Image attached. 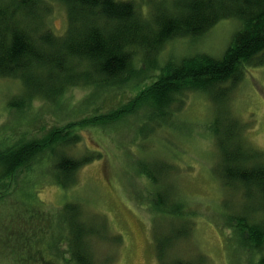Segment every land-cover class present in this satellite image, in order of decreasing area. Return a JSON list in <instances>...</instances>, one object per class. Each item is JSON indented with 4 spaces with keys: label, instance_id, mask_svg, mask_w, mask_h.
Returning <instances> with one entry per match:
<instances>
[{
    "label": "trees",
    "instance_id": "1",
    "mask_svg": "<svg viewBox=\"0 0 264 264\" xmlns=\"http://www.w3.org/2000/svg\"><path fill=\"white\" fill-rule=\"evenodd\" d=\"M49 1L0 0V78L18 79L23 87L8 102L11 108L29 107L36 99L66 106L68 92L77 87L90 88L91 95L98 96L122 90L124 84L138 85L156 71L137 101L132 99L129 108L104 117L122 121L145 110L143 124L161 126L180 109L186 93H207L216 104H223L247 68L264 65V0H57L67 10L63 34H55L46 24ZM228 19L238 21L236 32L220 57L185 52L161 62L169 42L197 40ZM217 115L209 125L220 152L216 172L224 187L243 196L241 210L230 216L232 235L259 254L251 264H264V153L244 140L236 118ZM53 134L0 147V182L19 167L27 168L29 177L49 168L54 180L68 187L81 167L101 156L100 152L81 158L67 155L64 150L79 142L80 133ZM142 170L157 189L155 218L182 220L179 234L188 235L192 225L186 200L170 196L168 186L160 182L171 165L159 161ZM58 210L49 248L65 245V264H95L91 241L109 239L107 226L86 218L84 206L76 201ZM176 231L168 233L171 240L163 232L156 235L161 238H157L160 258L178 237Z\"/></svg>",
    "mask_w": 264,
    "mask_h": 264
},
{
    "label": "rangeland",
    "instance_id": "2",
    "mask_svg": "<svg viewBox=\"0 0 264 264\" xmlns=\"http://www.w3.org/2000/svg\"><path fill=\"white\" fill-rule=\"evenodd\" d=\"M47 6L46 24L55 34H63L65 4L50 0ZM237 22L223 20L197 40L169 42L161 62L185 52L220 57L233 40ZM155 72L138 85L124 84L122 90L98 96L91 95L90 88L77 87L68 92L66 106L36 99L23 109L8 106L22 91L21 81L0 78V147L22 138L40 140L52 133L61 137L77 131L80 140L67 146V155L101 153L79 169L68 187L58 184L49 168L29 177L28 169L19 167L0 182V264H65L66 246H49L58 209L70 201L82 204L91 222L107 226L109 239L91 241L95 264H251L259 258L252 246L238 244L236 234L232 235L230 216L241 210L243 196L224 187L217 175L220 152L209 125L218 113L223 119L236 118L244 140L264 153V65L247 68L223 104H216L207 93H186L178 113L161 126L143 124L145 110L122 121L104 117L129 108L132 99L137 101L141 90L154 81ZM159 161L172 168L160 182L168 186L170 196L187 202L192 225L188 235L179 234L182 220L155 218L157 189L142 168ZM172 229L178 237L160 258L156 235L163 232L171 240Z\"/></svg>",
    "mask_w": 264,
    "mask_h": 264
}]
</instances>
